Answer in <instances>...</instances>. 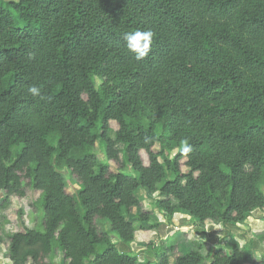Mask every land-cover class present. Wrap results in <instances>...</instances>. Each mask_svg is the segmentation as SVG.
<instances>
[{"label": "trees", "instance_id": "obj_1", "mask_svg": "<svg viewBox=\"0 0 264 264\" xmlns=\"http://www.w3.org/2000/svg\"><path fill=\"white\" fill-rule=\"evenodd\" d=\"M137 29L155 34L139 61ZM263 187L264 0H0V210L31 189L42 212L0 231L10 264H264L232 235L131 247L153 208L235 226Z\"/></svg>", "mask_w": 264, "mask_h": 264}, {"label": "rangeland", "instance_id": "obj_2", "mask_svg": "<svg viewBox=\"0 0 264 264\" xmlns=\"http://www.w3.org/2000/svg\"><path fill=\"white\" fill-rule=\"evenodd\" d=\"M98 82L97 80V83ZM112 126L115 127V125ZM116 149L119 152L121 161L125 162L123 144H117ZM155 150H158V146L155 147ZM97 152L98 156L102 157V153L98 147ZM140 156L143 164L147 165V154L144 151H140ZM110 168L112 171H116V165L112 161H110ZM182 169H185L183 165ZM77 188V183H68L66 189L69 193H75ZM142 194L143 200L142 206L139 208L140 212L144 209L153 208L152 200L158 197L157 193L148 196L145 195V192H142ZM37 197L38 192L31 189H26L24 197H10L7 207L0 210V231L7 234L23 227L41 230L39 223L41 222L42 212L41 209L37 210L34 207V201ZM153 212L156 219L160 221L161 224L157 229L137 231L135 241L139 244V247L144 248L147 243H158L160 240L166 241L167 243L176 242L177 244L184 241H200L204 246L203 251L206 252L210 247L215 248L218 247V244H225L228 241V236L232 235L239 241L240 245L246 243V245L252 247L257 257L264 255V238H262L264 236V209L253 211L252 214L245 219L244 223L236 224L235 226H223L213 221L199 225L196 224L188 214L183 212L175 213L171 221H168L166 216L156 208H153ZM215 225H220L221 227L216 228ZM142 253L139 256L140 260L145 255L148 258L154 257L152 251L146 252L144 255H142ZM176 255L177 252L175 251L169 254L170 262L174 261ZM59 260V256L54 257L56 263L59 262ZM151 263L154 264L153 259ZM0 264H10L4 242H0Z\"/></svg>", "mask_w": 264, "mask_h": 264}, {"label": "clouds", "instance_id": "obj_3", "mask_svg": "<svg viewBox=\"0 0 264 264\" xmlns=\"http://www.w3.org/2000/svg\"><path fill=\"white\" fill-rule=\"evenodd\" d=\"M154 35L155 34L151 29H137L135 31L124 33L123 40L127 50L134 55L136 60L139 61L148 55ZM28 91L34 97L41 95V90L37 86L29 87ZM180 151H182L183 154H187L191 151V146L187 141L182 142ZM215 227L219 228L221 226L215 225Z\"/></svg>", "mask_w": 264, "mask_h": 264}, {"label": "built area", "instance_id": "obj_4", "mask_svg": "<svg viewBox=\"0 0 264 264\" xmlns=\"http://www.w3.org/2000/svg\"><path fill=\"white\" fill-rule=\"evenodd\" d=\"M131 247L134 248L136 252H141V250L143 249V247H139V244L135 240L131 242Z\"/></svg>", "mask_w": 264, "mask_h": 264}]
</instances>
